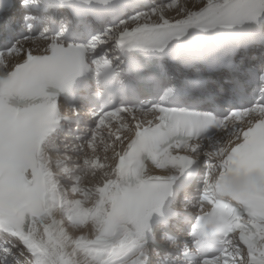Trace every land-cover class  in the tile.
<instances>
[{
	"label": "bare ground",
	"instance_id": "6f19581e",
	"mask_svg": "<svg viewBox=\"0 0 264 264\" xmlns=\"http://www.w3.org/2000/svg\"><path fill=\"white\" fill-rule=\"evenodd\" d=\"M258 2L178 0L151 13H140L131 22L123 21L119 28L109 29L108 34L123 38L138 30L154 31L160 35L195 30L206 23L211 24L214 19H227L231 14L237 17ZM262 18L264 15L260 16ZM103 42L109 45L110 41L104 37ZM101 137L98 142H89L84 153L79 151L76 154L77 148L71 143L62 149V155L55 154L61 148L55 145L54 140H49L36 153V180L41 185L47 205L43 216L33 218L26 231L20 232V239L14 241L18 255L28 264H148L150 258L146 257L145 252H148L149 244L144 233L151 230V224L155 221L152 211L142 212L134 230L117 229V234L110 242L91 245L94 238L109 224L111 213L122 197L118 163L133 134L112 127ZM233 137L237 138L236 135ZM238 138H226L222 146L212 144L208 152L213 159L227 162L229 158L226 148L240 145L239 135ZM190 155L168 152L162 160V168L154 170L149 167L146 170V180L164 179L168 183L183 177L187 169H194L201 163H198L199 158L187 159ZM97 159H100L99 163ZM213 159L206 160L211 175L204 184L206 189L202 191L209 195L201 196L205 200H211V191L223 173ZM203 168L205 171L207 166ZM193 190L198 193L200 187L195 186ZM258 226L262 241L255 248H248L244 252L249 255L248 260L255 258L256 264H264V224ZM244 252H239V257ZM158 261L161 264V258ZM21 264L25 263L21 261Z\"/></svg>",
	"mask_w": 264,
	"mask_h": 264
}]
</instances>
